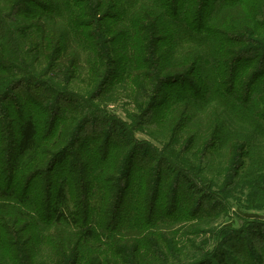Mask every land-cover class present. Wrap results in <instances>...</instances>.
Masks as SVG:
<instances>
[{
    "label": "trees",
    "instance_id": "16d2710c",
    "mask_svg": "<svg viewBox=\"0 0 264 264\" xmlns=\"http://www.w3.org/2000/svg\"><path fill=\"white\" fill-rule=\"evenodd\" d=\"M210 1L216 4L212 19ZM4 9L0 36L11 26L37 37L26 35V46L17 53L18 74L0 60V103L15 88L34 86L22 61L31 47L54 68L68 64L67 74L79 65L78 56L63 61L71 41L88 43L92 51L110 45L105 52L102 48L100 60L106 84L115 77L113 67L123 63L125 76L142 86L147 105L164 86L180 84L172 90L183 109L177 119L187 122L194 117L190 113L214 105L207 113L208 148L223 140L227 175L235 178L247 167L255 183L262 182L251 193L264 196V0H4ZM9 13L16 20H7ZM165 18L173 31L165 29ZM118 48L125 53L122 59ZM243 61L246 75L240 81ZM205 65L211 80L202 79ZM125 76H116L117 81H126ZM34 105L41 106L23 96L3 109L5 118L15 117L0 128V264H31L36 242L51 247L55 264H78L88 249L85 264H169L181 257L190 259L184 264H264V216H244L239 229L228 224L212 233L211 252L195 247L197 255L187 254L179 225L230 213L233 204L222 193L189 166L166 162L150 143L137 142L129 127L105 116L90 117L91 135L80 136L88 121L69 133L71 125L63 124L72 121L70 102L52 106L55 115L64 114L54 116L49 134L41 138ZM75 146L82 152L71 154ZM70 155L78 160L56 170ZM125 212L130 225L120 227ZM49 227V237L39 239Z\"/></svg>",
    "mask_w": 264,
    "mask_h": 264
},
{
    "label": "rangeland",
    "instance_id": "374dc122",
    "mask_svg": "<svg viewBox=\"0 0 264 264\" xmlns=\"http://www.w3.org/2000/svg\"><path fill=\"white\" fill-rule=\"evenodd\" d=\"M215 8L216 4L210 1L207 12L211 13L213 11V13L211 15L208 13V19L215 17L213 10ZM0 10V14L2 15H5L7 12L4 9V0H0ZM10 16L11 13L7 15V20L10 19ZM14 17L11 16V20H16V16ZM163 20L165 29L173 31L174 25L172 22L168 18ZM103 26L105 27V23ZM17 30L16 27L7 26L0 36V60L10 65L16 71V74L19 73L18 70L20 69V65L16 62L18 58L17 53H21L22 47L26 46V35L33 33V37H37L35 31H28L26 29L20 33ZM119 30L117 31L120 32ZM84 32L96 33L94 29H87ZM71 42L72 44L64 56L65 59L63 61L70 57L72 58V56L73 58L78 56L79 65L75 70L72 69L74 73L68 71L66 74L68 64H64V62L61 64L63 66H60L58 69L54 68L52 62L45 61L41 57L40 50L37 48L33 50L35 46L31 47L27 53L26 51L24 52L22 61L26 64L27 68V70L25 68V72H27L25 76L34 79V86L32 85L30 87L31 85L23 84L21 87L15 88L9 97L3 103H0V128H5L3 123L7 125V123L12 121L11 118L13 119L15 117L5 118L6 114L3 109L9 106V104L18 103L19 99L24 96V98H30L32 102L36 101L37 104H41L39 107L34 105L32 112L35 117L39 136L45 139L49 134L48 130L52 127L54 116L59 115L54 114L55 110L51 112L53 110L52 106L54 105L55 109L56 107L58 109L60 105L65 107L66 102H70L75 107V110H73L70 116L72 121H66L64 124L60 121L57 123V121V127H55L57 130H60L62 124H69L71 127H68L67 130L70 133L71 128L74 129L77 124L81 125V122L87 121L90 123L91 116H105L111 122H120L127 128L129 127L134 132L133 137L137 142L150 143L157 150L159 156L166 162L168 160L174 164L181 165V167H184L183 165L189 166L188 169L195 172L196 176L204 183L211 185L213 190L222 193L233 204V209L230 213H221L217 219H194L179 225L181 226V231L179 232L186 233V237H180L179 240L180 246L187 251V254L192 253L197 255L198 251L195 250V247H201L204 251H208L206 253L211 252L214 248L212 233L218 232L228 224L236 230L239 229L244 216H264V196L251 193L254 190L253 188H258L259 185H262V182L255 183V178L251 176L253 171L245 167L238 171L235 178H233V174L227 175L225 168L228 159L226 151L227 144H224V141L221 140L216 147L208 148V131L210 130L208 126L212 125V123H210L207 113L210 110L213 111L214 105L207 107L205 112L190 113L194 117L190 116L187 122L182 119H177L183 109L180 108L181 104L179 102L177 103V98H175L172 90L180 86V84L164 86L159 94L153 98L150 105H147V101L142 97V86L136 84L133 79L129 80L130 78L128 79L125 76L124 71L126 68L123 63L122 65L113 67L115 77L111 81L106 84L102 79V74L105 71L102 69V61L100 60L104 54V48H109L110 45H98L92 51L86 46L88 43L83 44V41L80 43ZM97 44L99 43L97 42ZM167 50H170L168 44L165 51ZM119 52V57L122 59L125 53H123V49L121 51L119 49ZM95 62L100 63L97 66ZM244 62H241L239 65L242 67L238 74L240 81L246 75L242 73L243 68L246 67ZM203 70L202 79L208 77L211 80L212 77L209 75V72L212 73L211 69L205 65L203 66ZM110 72H112V69H110ZM22 76H24V73ZM116 76L119 78L125 76L124 80L126 79V81H117ZM18 78L16 77V79ZM189 79L192 80L191 77ZM194 79L195 83L198 84V77H194ZM131 81L132 84L134 81L133 86L137 87L136 92ZM210 85L209 83L207 86L209 87ZM63 114L60 112L59 116ZM85 128L87 129H84L80 136L86 134V132H91L90 135L93 134L92 122ZM1 135L2 133H0ZM79 144L81 143L79 142ZM76 146L71 148V154L77 151L82 152L81 146H83V143L80 147ZM73 160L77 161L78 158L71 155L67 156L64 161L59 162L55 166V169L59 170L62 167V163L66 162L70 164ZM134 176L135 171L128 176L130 183L133 181ZM131 192L132 185L127 190L124 201L125 210L130 209ZM129 216V213L125 212L123 214L120 227L125 225L129 227ZM38 229L42 228L38 226ZM47 230H45L46 232L40 231L39 239H41V236L43 239L44 237H49L48 232L51 230L50 227ZM34 246L29 252L31 264H55L50 252V246H47L46 243L39 244L37 242ZM191 246L194 247L193 250L190 249ZM89 252V249L82 252L78 264H85L87 260L86 256ZM226 252L227 255L232 253L230 250H226ZM180 260V263L169 262V264H184L190 259L187 260L181 257Z\"/></svg>",
    "mask_w": 264,
    "mask_h": 264
}]
</instances>
